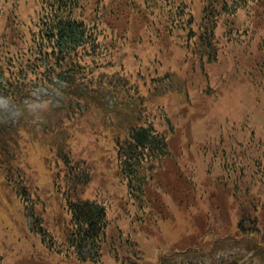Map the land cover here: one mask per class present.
<instances>
[{
    "label": "rangeland",
    "instance_id": "1",
    "mask_svg": "<svg viewBox=\"0 0 264 264\" xmlns=\"http://www.w3.org/2000/svg\"><path fill=\"white\" fill-rule=\"evenodd\" d=\"M203 2L175 0L159 12L157 3L142 0H87L85 20L112 26L103 41L112 57L101 75L115 88L133 87L132 96L107 88L80 100L51 90L34 92L20 109L0 96V264H86L60 242L69 221L67 193L56 191L63 161L72 174L89 175L76 194L104 205L107 236L119 259L127 258L115 260L108 239L102 261L88 264H216L227 257L264 264V19L260 9L222 15L226 27L210 26L207 57L208 50L186 42L197 35ZM176 18H191V30L171 28ZM154 79L159 84L149 87ZM146 124L166 133L171 156L137 200L119 175L115 144L128 127ZM21 176L60 252L30 231L24 213L31 206L24 212L19 181L10 184ZM158 208L170 216L158 222ZM128 231L139 242L129 249L138 260L125 252Z\"/></svg>",
    "mask_w": 264,
    "mask_h": 264
},
{
    "label": "trees",
    "instance_id": "2",
    "mask_svg": "<svg viewBox=\"0 0 264 264\" xmlns=\"http://www.w3.org/2000/svg\"><path fill=\"white\" fill-rule=\"evenodd\" d=\"M142 1L147 4L157 3L159 12L171 10L173 7L170 5L175 2V0ZM206 1L207 5L204 2L202 5V18L197 24V35L189 36L186 42L192 39V44L196 46L195 51L208 50L207 57L210 56V50L214 46L210 37V26L214 23L215 28L216 25L226 27L220 23L222 15L233 16L241 9H255L256 12L260 9L262 12L258 17L264 19V0ZM86 2L87 0H0V94L11 104L22 106L24 101L30 99L34 90L42 88L55 89L68 97L72 95L70 98L79 95L80 100L84 99L88 94L86 92L90 90L101 96L107 88L117 92L115 85L104 81L101 75L108 63L104 64V60L112 57L108 53L109 47L103 43L112 26L110 22L107 27H99L96 21L93 24L88 23L83 14ZM158 3L161 5L158 6ZM250 4L253 7H250ZM25 7L28 12H25ZM94 9L98 11V8ZM174 12H178L176 6ZM180 12H184V8H181ZM28 13L30 14L27 15ZM213 16H217V22L212 20ZM190 19L186 23V18L182 20L176 18L171 28L179 26V29H182L188 25V29L191 30L193 23ZM230 29L232 27L225 29L227 34L232 32ZM259 46L264 51V37L260 39ZM158 84L154 79L149 87ZM119 91H123L122 95L136 93L133 87L122 85L118 88ZM127 130L125 139L118 140L115 144L117 167L120 177L126 181L128 195L140 200L143 199L146 188L154 178L156 167L171 155H169L166 133L158 131L153 125H134ZM63 163L64 187L56 188V191L67 193V198L65 194L63 199L69 221L63 231L64 239L60 238L62 246H65L64 250L72 249L80 263H97L102 261V248L109 239L108 252L115 260L124 262L127 258L119 259L118 252L113 247L114 241L107 236L108 219L104 205L95 200H83L75 196L77 186L82 190L89 183V175L84 176L82 172L76 170L75 174H72L68 161ZM174 165L180 166L175 172L178 177H183L182 165L177 163ZM19 178L10 184L14 185L19 181L20 186L15 189V194L24 212V206H31L24 213L29 220L30 231L38 235L41 244L47 250L60 252L55 243L57 239H53L37 216V203L32 200L31 194L22 183L23 177ZM58 194L62 197L60 193ZM154 215L159 222L166 220L170 213L166 208H158L154 211ZM131 237L132 233L128 231L124 243L129 247L125 252L138 260V255L129 249L137 246L139 242L137 240V243L132 242ZM230 259L231 257H227L226 260L218 263H235V260Z\"/></svg>",
    "mask_w": 264,
    "mask_h": 264
}]
</instances>
